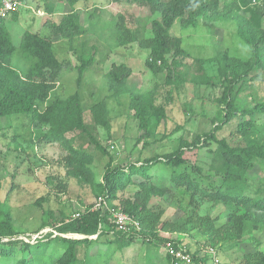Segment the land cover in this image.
<instances>
[{
	"label": "trees",
	"instance_id": "1",
	"mask_svg": "<svg viewBox=\"0 0 264 264\" xmlns=\"http://www.w3.org/2000/svg\"><path fill=\"white\" fill-rule=\"evenodd\" d=\"M43 1L49 13L54 11L57 2L66 12L59 21L44 22L49 35L28 29L23 32L20 50L31 60L26 71L12 65V56L19 47L13 43L7 23L9 17L0 16V118L30 114L38 142H58L67 149L59 160L66 168V176L90 185L97 199L103 197L106 205L93 209L96 203L93 202L71 216L62 211L59 218L51 210L44 212L37 232L52 228L58 233L54 235L52 230L31 242L20 238L25 232L16 226L11 206L0 197V264H103L100 260L103 255H108L110 260L116 251L124 250L135 240L156 248L165 247L168 242L179 246L184 243L182 239L172 236L178 233L203 237L206 245L214 247L241 243L247 233L264 226V195L245 194L252 178L251 170L257 164L264 169V121H259V117L264 116V98L252 95L253 106L243 105L237 98L241 92L255 86L256 77L264 70V0H110L148 6L154 14L148 26L135 28L127 24L123 13L114 15L110 20L111 35L117 46L137 43L149 50L145 62L148 69L156 74L165 73L166 82L174 87L192 81L222 88L217 97L220 117L211 130L197 133L192 140L180 136L178 146L172 151L117 166L95 132L96 126H105L107 130L112 127L105 100L89 107L91 122L86 119L83 99L78 92L65 98L55 96L46 102L66 68V62L57 57L54 43L62 40L73 43L78 38V44L71 48L79 60L75 66L79 71V85L84 72L94 63L96 46L82 21V9L78 7L83 0ZM10 14L13 21H17L20 11ZM88 16L91 19L93 13ZM207 18L217 22L233 20L237 34L251 46L249 57L231 55L227 50L206 59L191 57L183 46L182 37L172 31L176 26H196ZM186 58H191L194 65L188 66ZM212 62L217 65L218 82L215 75L207 71L206 65ZM131 75L132 68L125 62L112 63L105 73L112 95H129V108L141 132L138 140H144L143 147H146L153 130L157 132L166 120L167 110L157 101L156 87L146 91L129 87ZM235 118L238 122L230 135H239L240 139L234 143L219 132ZM181 129L183 125H176L162 137ZM78 141L87 146L76 144ZM93 147L109 157L101 180L94 171ZM206 147L212 153L210 161L191 162L185 155L186 150ZM158 164L169 167V172L162 171L164 168L160 170ZM1 185L0 180V190ZM58 186L65 189L67 184L60 181ZM182 192L190 194L191 203L196 207L211 203L222 209L215 216L197 215L183 223L164 219V208L155 202L152 204V199L177 206ZM46 199L42 196L36 204L42 205ZM113 207H120L137 219L141 228L118 230L110 222ZM103 236H108V240L102 242ZM103 243L106 249L101 248ZM190 253L191 263L179 262L167 251L165 260L167 264H215L209 262L207 255H201L199 249H190ZM245 257L248 264H264V250L248 252ZM109 260L106 264H110Z\"/></svg>",
	"mask_w": 264,
	"mask_h": 264
},
{
	"label": "rangeland",
	"instance_id": "2",
	"mask_svg": "<svg viewBox=\"0 0 264 264\" xmlns=\"http://www.w3.org/2000/svg\"><path fill=\"white\" fill-rule=\"evenodd\" d=\"M53 1L57 2V0ZM27 2L26 6L20 7L17 21H13L11 14L8 15L7 21L13 43L19 47L12 56V65L20 71H26L31 64V60L25 58L20 50L23 32L28 29L40 32L42 35H49L50 30L44 22L59 21L66 12L64 6L58 2L52 13L47 11L43 0ZM78 7L82 9V21L89 30L92 43L96 46L94 63L84 72L82 83L79 85V71L75 68L79 60L71 48L78 44V38L73 43L69 40H57L58 42L54 43V50L57 57L66 62V68L63 69L56 89L46 102H50L55 96L65 98L78 92L83 99L86 119L91 122L92 115L89 107L105 100L110 110L112 127L107 130L105 126H96L95 132L108 148L109 153L113 155L115 166L172 151L178 146L180 136L192 140L197 133L209 131L214 127V121L220 117L221 112V106L217 103V97L221 95L222 90L220 86L211 87L185 81L174 87L166 82L165 73L156 74L148 69L145 62L149 50L140 47L137 43L124 47L114 43L110 22L112 17L123 13L127 24L132 28L148 26L150 20L154 18L148 6L126 1L83 0ZM90 12L93 13V17L88 19ZM172 33L182 37L183 46L191 57L206 59L216 55L218 51H228L231 55L243 58L251 54V46L237 34V25L233 20L217 22L207 18L196 26H176ZM185 60L188 66L194 65L191 58ZM114 62H125L132 68V75L128 80L129 87L140 91L156 87L158 103L166 106L167 118L157 132L153 130V134L148 137L150 143L146 147H143L144 140H138L141 132L138 120L129 108V95L114 96L110 91L105 73ZM206 67L208 73L215 75V80L218 82L216 63H208ZM191 72L195 70L192 68ZM258 76L255 79V86H250L248 90L237 96L241 104L253 106L252 95L264 98V70H260ZM259 121H264L263 115L259 117ZM237 122L238 119H233L221 129L219 135L227 136L231 142H238L239 135H230L235 130ZM176 125H183V129L168 137H162ZM35 136L36 131L30 114L0 118V180L2 184L0 197L9 203L16 226L25 232L20 238L31 242H35L37 238L53 230L45 228L37 232L43 221L44 212L51 210L54 216L59 218L60 212L64 211L71 216L80 209H84L86 205L97 201L96 194L90 185L66 176V168L59 163V160L67 153V149L58 142H38ZM80 144L87 146L83 142ZM215 146V144L212 145L213 148ZM91 151L95 157L94 171L97 179L101 180L109 157L94 147ZM185 155L191 162H202L210 161L212 153L206 147L186 150ZM158 168L160 170L164 168L162 171L170 170L163 164H158ZM263 170L259 164L251 170L252 178L247 184L245 194L253 197L264 195ZM60 181L66 182L65 189L58 186ZM42 196L47 199L42 202V205L36 204ZM179 197L181 201L177 206L169 205L158 198H153L152 204L155 202L160 205V208H164V219L179 223L196 218L197 215L204 216L210 213L215 216L222 209L220 206H212L211 203H203L202 206L196 207L191 203L189 193L182 192ZM53 233L56 235L58 232L53 230ZM172 236L180 237L191 250L199 249L201 255H207L209 262L215 264H248L246 253L264 250V226L252 230V233H247L241 243L214 246L212 253L208 252L212 246L206 245L203 237L192 238V236L178 233H173ZM108 238L103 236L101 241H106ZM104 243L101 244L102 249L107 248ZM165 254L164 246L156 248L141 240H135L124 250L116 251L110 260L108 255H103L99 259L103 264H106L108 260L110 264H167Z\"/></svg>",
	"mask_w": 264,
	"mask_h": 264
},
{
	"label": "built area",
	"instance_id": "3",
	"mask_svg": "<svg viewBox=\"0 0 264 264\" xmlns=\"http://www.w3.org/2000/svg\"><path fill=\"white\" fill-rule=\"evenodd\" d=\"M25 0H0V16H8L13 11L19 10L23 6ZM106 201L103 197H99L95 203L93 209H97L101 206H105ZM110 222L113 223L118 230L130 231L133 229L139 230L140 223L137 219L132 218L128 213L123 211L120 207L110 208ZM78 215V214H77ZM167 252H169L177 261L191 263L193 258L190 253V247L185 243L175 246L173 243L168 242L165 246ZM209 253L214 252V247L208 249ZM217 260V259H216Z\"/></svg>",
	"mask_w": 264,
	"mask_h": 264
},
{
	"label": "crops",
	"instance_id": "4",
	"mask_svg": "<svg viewBox=\"0 0 264 264\" xmlns=\"http://www.w3.org/2000/svg\"><path fill=\"white\" fill-rule=\"evenodd\" d=\"M27 1H28V0H25V3H24V5H23V6H26V3H28ZM23 6H22V7H23Z\"/></svg>",
	"mask_w": 264,
	"mask_h": 264
}]
</instances>
